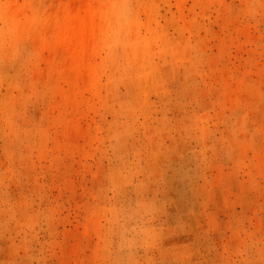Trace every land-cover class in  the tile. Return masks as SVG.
I'll list each match as a JSON object with an SVG mask.
<instances>
[{
	"label": "rangeland",
	"instance_id": "rangeland-1",
	"mask_svg": "<svg viewBox=\"0 0 264 264\" xmlns=\"http://www.w3.org/2000/svg\"><path fill=\"white\" fill-rule=\"evenodd\" d=\"M0 264H264V0H0Z\"/></svg>",
	"mask_w": 264,
	"mask_h": 264
},
{
	"label": "bare ground",
	"instance_id": "bare-ground-1",
	"mask_svg": "<svg viewBox=\"0 0 264 264\" xmlns=\"http://www.w3.org/2000/svg\"><path fill=\"white\" fill-rule=\"evenodd\" d=\"M103 9L99 5L87 4L76 5L75 9L65 18V30L62 39L69 42L71 48L76 52L93 45L99 40L98 32L102 29ZM79 58V57H77Z\"/></svg>",
	"mask_w": 264,
	"mask_h": 264
}]
</instances>
